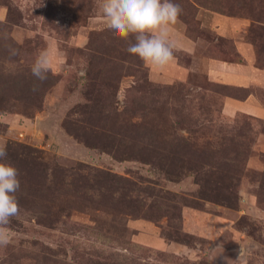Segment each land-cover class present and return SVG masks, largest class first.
Instances as JSON below:
<instances>
[{
    "label": "rangeland",
    "instance_id": "obj_1",
    "mask_svg": "<svg viewBox=\"0 0 264 264\" xmlns=\"http://www.w3.org/2000/svg\"><path fill=\"white\" fill-rule=\"evenodd\" d=\"M172 2L174 58L156 69L99 0H0V146L20 181L0 264H264V89L207 71L243 40L264 72V0ZM252 93L263 112L227 106Z\"/></svg>",
    "mask_w": 264,
    "mask_h": 264
},
{
    "label": "clouds",
    "instance_id": "obj_2",
    "mask_svg": "<svg viewBox=\"0 0 264 264\" xmlns=\"http://www.w3.org/2000/svg\"><path fill=\"white\" fill-rule=\"evenodd\" d=\"M99 13L104 17L106 28L115 36L129 43L126 51L138 57L145 65L163 69L174 58L175 45L170 41V27L182 13L179 4L172 0H99ZM10 56L18 55V49L6 46ZM53 64V54L48 49L38 52L31 74L40 83L48 78ZM33 84L32 91H37ZM6 146H0V246H7L10 237L6 226L19 215L16 193L20 188L18 170L3 162Z\"/></svg>",
    "mask_w": 264,
    "mask_h": 264
},
{
    "label": "crops",
    "instance_id": "obj_3",
    "mask_svg": "<svg viewBox=\"0 0 264 264\" xmlns=\"http://www.w3.org/2000/svg\"><path fill=\"white\" fill-rule=\"evenodd\" d=\"M217 35L225 38H236L238 32L244 33L243 28H214ZM242 36V34H240ZM240 39H243L239 37ZM177 38H171L170 41L176 45ZM238 53L244 59V63H228L226 61L212 59L208 65L207 71L209 78L215 83H220L241 89H264V72L255 70L251 58V49L240 40L236 41ZM254 93L248 95L246 99L236 101L234 99L227 100V106L233 107L234 110H246L251 108L253 110L263 109L259 107L258 100L253 97ZM237 108V109H236Z\"/></svg>",
    "mask_w": 264,
    "mask_h": 264
},
{
    "label": "trees",
    "instance_id": "obj_4",
    "mask_svg": "<svg viewBox=\"0 0 264 264\" xmlns=\"http://www.w3.org/2000/svg\"><path fill=\"white\" fill-rule=\"evenodd\" d=\"M216 40L219 41V40H224L226 42V39L221 37V36H216ZM228 42V41H227ZM236 52V51H235ZM236 56H237V60L233 59V58H220V60L222 61H226L228 63H244V59L238 54V51L236 52ZM140 62V61H139Z\"/></svg>",
    "mask_w": 264,
    "mask_h": 264
}]
</instances>
